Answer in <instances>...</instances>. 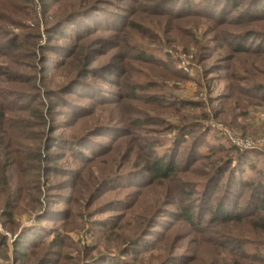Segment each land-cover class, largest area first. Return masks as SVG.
I'll return each instance as SVG.
<instances>
[{
  "label": "rangeland",
  "instance_id": "374dc122",
  "mask_svg": "<svg viewBox=\"0 0 264 264\" xmlns=\"http://www.w3.org/2000/svg\"><path fill=\"white\" fill-rule=\"evenodd\" d=\"M223 3L0 0V264H264L247 217L264 187V19ZM153 153L190 170L183 199L129 175ZM222 204L245 216L208 223ZM189 205L193 227L177 220Z\"/></svg>",
  "mask_w": 264,
  "mask_h": 264
},
{
  "label": "trees",
  "instance_id": "16d2710c",
  "mask_svg": "<svg viewBox=\"0 0 264 264\" xmlns=\"http://www.w3.org/2000/svg\"><path fill=\"white\" fill-rule=\"evenodd\" d=\"M262 5V6H261ZM225 7V9L230 8L233 13H240V12H247V15L250 16L249 18H252L251 15H253V17H257V16H262L260 18L264 19V0H224L223 5ZM223 7V8H224ZM246 7V8H245ZM254 7H257V12L256 14H253V12H251L252 9H254ZM88 11V10H87ZM84 10H82V12H79L77 15H83L81 13H83ZM75 13H71L69 14L67 17H64V19H62L61 21H66L68 17L72 16ZM85 14V13H84ZM245 15L242 18L246 19L248 18V16ZM60 21V22H61ZM121 22V21H120ZM10 43H8V45H13L14 47L17 46V48L22 47V43L19 42L17 39H13L11 41H9ZM260 48H257L256 50H259ZM238 51L240 53H246L248 51V49L246 48H239ZM0 117H2V114L0 115ZM4 118V116L2 117ZM20 124L24 123V122H19ZM13 124V128H20V125H16L14 123ZM1 125V123H0ZM3 126V123L2 125ZM0 126V127H1ZM20 135H18L15 140H13V145H18L19 144V139H20ZM3 144V139H0V148ZM61 146H59L60 148ZM6 150H8V146H6L5 148ZM154 151V150H153ZM18 153V152H17ZM49 152H46L44 154V163L46 162H51L50 157H52L51 154H49ZM2 155V153H1ZM28 154H24V158L23 160H26V162L28 161V159H35L37 156H33L32 158H30L29 156H27ZM152 155H155V157L152 158H148L147 157V162H145L142 166V168L140 169H136L134 171H131V173L129 175H136L137 177L140 176L143 177L142 179L146 178L148 179V183H154L156 181H161V182H169L171 183V187H172V193L174 194V196L176 197V199L181 200L183 199V195L185 193V189L186 186L184 183H182V181L179 179V177L183 176L185 173L188 174L190 172L189 169L184 168V166H182L183 164L181 163H176L174 160H172V158L169 155H161V156H157L155 153H153ZM12 166L16 167V165H18L19 163H21V157L18 155H13L12 156ZM83 159V158H82ZM23 165V164H22ZM50 167V166H48ZM54 169H58L57 166H54ZM58 171V170H56ZM218 175H221L220 172L218 173ZM74 181H76V176L73 178ZM78 180V179H77ZM248 187H256L255 184H250L248 185ZM210 188V184L208 185V189ZM256 191H261L260 195L255 198V196L252 198V200H250V202L252 203L251 205L253 206V204L256 203L255 209L253 208V210L256 212L257 215H259L257 212L260 211H264V187L263 185H259L256 189ZM4 197V194H1ZM10 196L11 193L8 189H5V198L1 199V201L3 203H5V209H6V213L4 216L8 217V219L11 220V214H7L8 210H9V201H10ZM187 201V200H186ZM223 206H216V208H212V206H208L206 213L210 215V218H208V223H213L216 219L220 218L219 216H223L224 220H230L232 221L233 219L238 220L241 219L242 217H244L245 215L242 213H237L233 216L226 217L225 215L228 213L227 210L223 207L225 204H222ZM196 210V211H195ZM198 207H194V205H189L187 207H184L182 209V211L180 212L181 215L177 216V220L178 219H182L184 220L189 227H193L194 222H192V220L195 218L196 220L198 219V216L200 214L197 213ZM253 211V213H254ZM250 216L247 217H257L259 224L258 223H254L250 224L249 230L253 233H256L258 235L263 234L264 235V216L263 215H253V214H248ZM10 216V217H9ZM204 226H199L196 228L198 230L202 229ZM246 243V242H245ZM244 242H239L238 244H236L235 246H231L230 247V252L235 254L236 250H237V254H241L243 253L242 247L245 244ZM227 247L230 246V243H226L225 244ZM228 249V248H227ZM255 261H258L260 263H263L264 260H261L259 257L258 258H254Z\"/></svg>",
  "mask_w": 264,
  "mask_h": 264
}]
</instances>
